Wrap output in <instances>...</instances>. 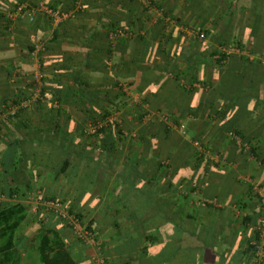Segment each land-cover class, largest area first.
<instances>
[{
	"label": "crops",
	"instance_id": "crops-1",
	"mask_svg": "<svg viewBox=\"0 0 264 264\" xmlns=\"http://www.w3.org/2000/svg\"><path fill=\"white\" fill-rule=\"evenodd\" d=\"M20 1L38 5L33 21L18 6L8 24ZM83 2L74 11L73 0H0V193L14 192L0 201L34 211L13 232L18 248L2 252L5 264H44L38 245L52 224L50 201L98 230L93 247L53 220L76 264H93L98 248L106 264H264L251 245L254 186L264 188V0ZM48 3L71 15L55 35L41 10ZM117 30L128 33L113 37ZM37 40L47 44L45 91L23 106L25 82L11 75L19 66L27 79ZM156 94L177 96L171 109L183 113L180 125L158 116L177 132L168 137L153 135V124L141 132L134 112L118 105ZM4 103L13 113L2 115ZM107 110L135 129L111 150L93 134ZM66 134L73 152L62 172L57 146Z\"/></svg>",
	"mask_w": 264,
	"mask_h": 264
},
{
	"label": "trees",
	"instance_id": "trees-1",
	"mask_svg": "<svg viewBox=\"0 0 264 264\" xmlns=\"http://www.w3.org/2000/svg\"><path fill=\"white\" fill-rule=\"evenodd\" d=\"M21 4H25V7L21 10V12L25 13L26 15L28 14V12L30 10H32L33 8H37L38 5L32 3L31 1L29 2H18L15 8H12L9 10V12L15 13V10H17V7L20 6ZM84 2L83 0H73V10L74 11H78V10H82ZM50 8H53L54 10L58 11V12H62L59 8L58 5L56 3H48V5ZM70 12V11H69ZM45 15L47 16V21L49 23V25H52V18L49 17L46 13ZM71 16V15H70ZM68 16V18L70 17ZM8 24L12 23V19L11 17H6ZM67 19V18H66ZM30 22H32L33 20H29ZM63 22H65V19L63 21H61L57 27L54 28L53 30V35H55L56 31L59 29V27H61V25L63 24ZM52 28V27H50ZM32 48V45L29 47V50ZM46 53V52H45ZM219 57L218 59L221 61L226 60L227 57V53L225 52H218ZM44 58V56H43ZM42 62H44V59H42ZM197 80V79H195ZM119 84V82H115L114 86L116 87ZM179 85V84H178ZM176 86V89H180L179 86ZM181 89H183L184 91H186V89L184 87L181 86ZM193 90V89H191ZM45 91V84L43 86V91H42V96L43 93ZM23 94H27L26 91L23 90ZM153 94L155 95V92H153ZM157 95V94H156ZM164 97L157 95L152 102H150L148 99L146 98H142V100L135 105V103L133 101H131L130 97H120L119 100H121L122 102H118V105L128 109L127 111H131V114L134 112V122H138L139 124H142V129L140 130L141 132L148 130L147 128L149 127V124H153V126L156 127V131L154 130L152 132L153 135L158 136V137H168L170 134L174 133L175 131L172 130L170 128V126H168L167 124H164V126L162 125V120H159L158 116H161L162 114H166L167 116H169L170 118H173L175 120V122L177 124H181L180 120L178 119L179 117L183 116V113H175L171 108L173 106H175L178 103V98L177 96L173 97L170 100H164ZM163 101V104H161V102ZM143 102H148L150 103L149 107H145ZM166 106L167 113L163 112V108H160V106ZM133 107V108H132ZM170 109H168V108ZM119 108V107H117ZM152 108H156L157 111H154ZM163 110V111H162ZM154 112H158V113H154ZM109 110H107V112L101 114V119L104 120H108L107 123L102 124L101 126L96 127V130L93 134H95L98 138H100L101 142V148L104 149V147L109 146V150H111L112 146H115V144H117L119 141L124 140L126 138L129 137V134H131V132L135 131L134 128H131V124H125L123 122H119V120L117 118H112V120H109V117L111 115H109ZM91 118V122L93 124H97V122H99L100 117H98L97 115H93V114H88ZM193 115V114H192ZM150 116V117H148ZM154 117V118H153ZM157 117V118H156ZM148 118V119H146ZM111 122V123H109ZM160 125H162V128L160 127ZM129 126V127H128ZM177 133V132H175ZM66 136H68V134L64 135L63 137V144H61V146H57L58 149V153H60V155L63 157V165L61 167V171L64 172L66 171V169L69 167L70 165V155L72 154V150H67V146H66ZM2 164L4 165V169L6 171L7 169V164L8 166L10 165V161L8 163L6 162H2ZM16 191V195H24L25 193H20L17 192V190H13ZM5 195L6 197H12L14 192H9V193H0ZM69 211L71 212H76L74 209H72L71 207L68 208ZM135 211V210H132ZM26 206L21 203V202H14L11 203L9 201L6 200H1L0 201V264H5L6 260L8 259L9 255L7 253H2L3 251H7L12 247L18 248V246L15 245L13 239H12V235L13 232L19 227L21 221L24 219V217H26ZM76 214L78 215V217L80 218V220L82 221V223L84 225H86L87 229L91 230L97 240V243L99 244V237H98V230L95 227V223L94 221H88L87 223L84 222L83 219V215L77 211ZM50 221H52V224L50 222V226L46 225L44 226L43 230H46V234H43V236L40 239L39 245H38V250L40 252L41 255V259L42 262L44 264H76L75 261H73L69 255V251L68 248L65 246V242L62 240L61 236L59 235L58 231L53 230V228H50L51 226H53V220H55L56 222H63V220L58 217L56 214H54L53 212L50 213ZM67 225V224H65ZM44 232V231H42ZM49 234H51L49 236ZM4 235L9 236L8 239L4 238ZM54 250H57V252H53ZM8 255V257H7Z\"/></svg>",
	"mask_w": 264,
	"mask_h": 264
},
{
	"label": "built area",
	"instance_id": "built-area-1",
	"mask_svg": "<svg viewBox=\"0 0 264 264\" xmlns=\"http://www.w3.org/2000/svg\"><path fill=\"white\" fill-rule=\"evenodd\" d=\"M25 7V4H21L18 7V10L21 11ZM39 10V8H38ZM41 10H43L49 17L52 18V26L55 28L58 24L64 19L70 16L67 12H58L49 6H42ZM37 9L33 8L28 12L30 20H33ZM9 17L14 18V13L9 14ZM128 32L124 30H117L112 33L113 37L124 36ZM199 36L201 38L205 37L204 33H200ZM47 50V44L44 40H37L33 42L32 48L29 50V62L31 69L29 70V76L27 79L25 78V74L23 69L17 66L14 72L11 75L12 82L17 81V79L21 76L25 82L24 90L28 94L27 97H24L20 102V105L26 106L28 104H33L42 98V91L44 86V72H43V56ZM14 108L8 103H4L2 105V115H9L13 113ZM150 117V116H148ZM163 120L167 119V116L161 115ZM96 128V127H95ZM96 130V129H95ZM180 133H186V126L181 125L178 129ZM94 131V128L92 129ZM254 191L256 194V198L258 201L259 208V219L254 224V237L251 241L253 253L255 258L264 257V188L260 186H254ZM49 209L60 217L71 229L74 237L86 244H90L93 247H98V243L94 233L87 229L86 225L82 223L76 212L69 211L61 202L59 201H50L47 203ZM93 264H106L104 254L101 253L100 249H97V253L93 258Z\"/></svg>",
	"mask_w": 264,
	"mask_h": 264
},
{
	"label": "rangeland",
	"instance_id": "rangeland-1",
	"mask_svg": "<svg viewBox=\"0 0 264 264\" xmlns=\"http://www.w3.org/2000/svg\"><path fill=\"white\" fill-rule=\"evenodd\" d=\"M28 195H29V194H28ZM19 199H21V198H19ZM24 199H25V197H24V198L22 197V200H24ZM19 202L23 203L22 201H19ZM28 208H29V207H28ZM28 208L26 209V213H25V214H26V216L30 215L29 217L32 218V215H31V214L34 213V211H33V210L30 211ZM46 212H47V215H49L52 211H51V210L49 209V207H48V209H47ZM69 228H70V227H69ZM73 237H74V235H73ZM74 238H75V237H74Z\"/></svg>",
	"mask_w": 264,
	"mask_h": 264
}]
</instances>
